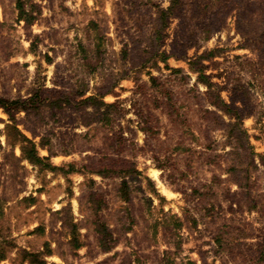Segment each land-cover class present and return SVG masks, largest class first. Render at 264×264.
<instances>
[{
    "label": "rangeland",
    "instance_id": "374dc122",
    "mask_svg": "<svg viewBox=\"0 0 264 264\" xmlns=\"http://www.w3.org/2000/svg\"><path fill=\"white\" fill-rule=\"evenodd\" d=\"M170 1L0 0V98L110 89L117 105L45 107L35 139L18 114L49 157L35 165L0 106V264H264V71L249 74L264 0H182L165 22ZM175 45L186 57L162 60ZM199 75L227 104L257 86L249 145L208 114ZM111 166L131 168L127 187L97 172Z\"/></svg>",
    "mask_w": 264,
    "mask_h": 264
},
{
    "label": "trees",
    "instance_id": "16d2710c",
    "mask_svg": "<svg viewBox=\"0 0 264 264\" xmlns=\"http://www.w3.org/2000/svg\"><path fill=\"white\" fill-rule=\"evenodd\" d=\"M180 4L182 5V0H171L170 7L167 9L165 14V22L174 19L176 14L180 11ZM200 9V7H198ZM204 8L203 10H205ZM160 32L156 31V35H159ZM258 43H254L253 47L256 49L258 54V61L250 63L249 74L251 79H255L256 76H259L262 71H264V32L263 35H260L257 39ZM183 47L177 48V45L174 46L172 52L170 54L162 53V60L167 62L170 58H175L180 60L181 58L186 57L185 49ZM158 54V50L154 51V56ZM154 81V78H151ZM199 80L203 81V84L206 85L208 88L207 95L211 96L210 104L216 109V112H209L208 114H212L216 117V121L223 122V116H227L231 119L229 123L226 124L227 127L230 126V131L228 132V137L231 140L242 147V145H249V136L247 131L242 128V121L245 117H248L252 111V105L250 101L251 91L256 90L254 83H249L248 88L240 89L236 87L233 89V94L230 96V102L228 104L221 96V92L225 90L224 87H220L219 85L212 84L209 82V78L204 75H199ZM264 82V80H263ZM244 88V87H243ZM214 89V90H213ZM45 90V89H44ZM110 90V89H109ZM109 90L103 91L98 89L95 94L90 95V97L76 101V98L71 93H66L62 91L55 90L52 96H43L42 89L39 92L32 93L30 97L23 99H7V98H0V106L3 107L6 113L9 116V120L11 125H6L8 129L7 132V139L11 146H15L19 144L21 146V151L23 155V159L27 160L31 164H39L43 160L46 161L47 158L41 159L38 150L37 144L34 142V139L39 137L37 129L35 127V123H31L30 117L38 116L39 113L45 107H49L52 110H59V111H67L73 109L75 107H83L86 108L87 106H94V108L99 109L101 107H105L106 109H112L116 107V104H106L103 102V98L105 95L110 92ZM220 113L219 115L217 113ZM20 113H24V120L29 122V127L24 125V129L29 132L34 139L28 138L26 135L20 131L17 126L16 116ZM107 120V119H106ZM40 145L42 147H46L48 144L45 142V139L42 138ZM250 148V147H249ZM246 149V148H245ZM50 154L52 155L53 152L49 150ZM248 156H253L254 153L251 152L247 154ZM130 167L127 168H120V167H105L103 170H97L103 178L106 176H110L109 174L114 175L115 178L123 179V186L127 187L128 184L126 182V177L130 173ZM103 172V173H102ZM34 262H37L35 259L37 256L35 255H28ZM38 264H45L43 261L38 262Z\"/></svg>",
    "mask_w": 264,
    "mask_h": 264
}]
</instances>
